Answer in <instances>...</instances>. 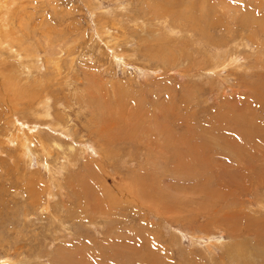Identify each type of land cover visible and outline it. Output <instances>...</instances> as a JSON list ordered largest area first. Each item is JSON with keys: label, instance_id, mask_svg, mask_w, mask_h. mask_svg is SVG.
I'll list each match as a JSON object with an SVG mask.
<instances>
[{"label": "rangeland", "instance_id": "374dc122", "mask_svg": "<svg viewBox=\"0 0 264 264\" xmlns=\"http://www.w3.org/2000/svg\"><path fill=\"white\" fill-rule=\"evenodd\" d=\"M4 9L0 264H264V0Z\"/></svg>", "mask_w": 264, "mask_h": 264}, {"label": "bare ground", "instance_id": "6f19581e", "mask_svg": "<svg viewBox=\"0 0 264 264\" xmlns=\"http://www.w3.org/2000/svg\"><path fill=\"white\" fill-rule=\"evenodd\" d=\"M18 0H0V12H1V10H3L8 4H10V3H13V2H17ZM167 3V2H166ZM188 5V4H187ZM232 5V4H231ZM186 6V5H185ZM229 6V5H228ZM187 7V6H186ZM155 8V7H154ZM5 10V9H4ZM160 10V9H159ZM164 10V9H163ZM9 11H11L10 9H9ZM8 12V11H7ZM9 13V12H8ZM187 14V13H186ZM190 14V13H189ZM254 14V13H253ZM180 15V14H179ZM183 15H185V14H183ZM247 15V14H246ZM177 17H179V16H177ZM2 18V19H1ZM177 19V18H176ZM181 19H183V17L181 18ZM190 20V18H188V16L186 15V20ZM0 23H1V26H3L4 24V18H3V16H1L0 15ZM246 20H247V18H246ZM184 21H185V19H184ZM191 21V20H190ZM189 21V22H190ZM257 21V20H256ZM256 21H255V23H256ZM263 21V20H262ZM199 22V21H198ZM215 22V21H214ZM7 23V22H6ZM5 23V24H6ZM254 23V22H253ZM9 24V23H8ZM194 26V25H193ZM6 27V26H5ZM2 28V27H1ZM0 28V39L3 37V35H4V33H5V28L3 27L2 29ZM14 37V36H13ZM8 38V37H7ZM6 38V39H7ZM11 38V37H10ZM249 38V37H248ZM8 44V43H7ZM251 47V46H250ZM115 51V50H114ZM16 52V51H15ZM17 53H19V52H17ZM19 55V54H18ZM20 55H21V53H20ZM23 55V54H22ZM38 56V55H37ZM261 56V55H260ZM18 57V56H17ZM169 57V56H168ZM170 59V58H169ZM37 60V59H36ZM235 61V60H234ZM237 61V60H236ZM32 63V62H31ZM58 65V64H57ZM10 66V65H9ZM221 67V66H220ZM25 72V71H24ZM14 73V72H13ZM23 73V72H22ZM31 75V74H30ZM26 76V75H25ZM21 82V81H20ZM9 86V85H8ZM25 86V85H24ZM9 87H11V86H9ZM9 89V88H8ZM19 89V88H18ZM7 89H4V91H6ZM15 91H17V90H15ZM21 93V92H20ZM7 94V93H6ZM8 95V94H7ZM3 96H4V94H3ZM9 96V95H8ZM7 96V97H8ZM4 98H5V96H4ZM10 98V97H9ZM14 98V97H13ZM7 98H5V100L2 102V104H1V106H2V108H6V106H7V103H8V100H6ZM43 100V99H42ZM38 101H41V100H38ZM47 101V100H46ZM10 102V101H9ZM12 105V104H11ZM41 105V104H40ZM18 106V105H17ZM43 106L44 107H46L47 109L45 110L43 107L41 108V109H43V110H45V112H44V114L46 115V117L47 116H49V111H51V110H54V109H51V110H48L49 109V107H48V103H46L45 105L43 104ZM37 107V106H36ZM35 107V108H36ZM39 107V106H38ZM38 107H37V109H38ZM7 109V108H6ZM2 111V110H1ZM42 111V110H41ZM8 111H6V113H7ZM1 113V112H0ZM5 113V114H6ZM10 113V112H9ZM43 113V112H42ZM54 114V113H53ZM38 115V114H37ZM43 115V114H42ZM34 116H36V114L34 115ZM44 116V115H43ZM37 117V116H36ZM35 117V118H36ZM51 117V116H50ZM49 117V118H50ZM39 118V117H38ZM38 118H36V119H38ZM48 118V119H49ZM1 119V118H0ZM43 119V118H42ZM40 120V119H39ZM8 123V122H7ZM20 132V131H19ZM16 136V135H15ZM117 140V139H116ZM14 142V141H13ZM113 143V142H112ZM40 144L43 146V141H40ZM53 144V143H52ZM17 145H19V144H17ZM57 145V144H56ZM52 146V145H51ZM21 147L24 149V152H26V154H30L29 152H27V150H28V145L27 144H25V143H22L21 144ZM27 149V150H26ZM43 149L46 151L47 149H50L49 147H43ZM186 153V152H185ZM22 154V153H21ZM46 155L48 156L49 155V153H46ZM80 155V154H79ZM25 156V155H24ZM28 157V156H27ZM30 158V157H29ZM189 160V159H188ZM190 164V163H189ZM195 171V170H194ZM191 174V173H190ZM196 174V173H195ZM86 182V181H85ZM85 184V183H84ZM86 187H87V185H85ZM92 188V187H91ZM90 190V189H89ZM92 190V189H91ZM90 193H93V192H90ZM94 194V193H93ZM141 194V193H140ZM144 194V193H143ZM89 195V194H88ZM92 195V194H91ZM137 196V195H136ZM89 197V196H88ZM143 197V196H142ZM138 199V198H137ZM144 199H146V198H144ZM143 199V200H144ZM104 200V199H103ZM149 200H150V198H149ZM145 202V201H144ZM103 203V202H102ZM153 203V202H152ZM149 205V204H148ZM91 207V206H90ZM141 207V206H140ZM144 209V208H143ZM101 210V209H100ZM106 212V211H105ZM100 213V212H99ZM156 213V212H155ZM101 214V213H100ZM236 244V243H235ZM235 244H234V246H235ZM215 246V245H214ZM206 248H208V247H206ZM216 248V247H215ZM210 249V248H209Z\"/></svg>", "mask_w": 264, "mask_h": 264}]
</instances>
